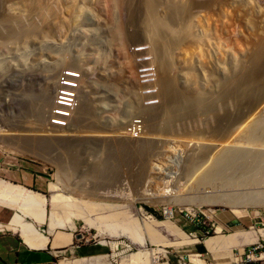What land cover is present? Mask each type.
<instances>
[{
  "label": "rangeland",
  "instance_id": "rangeland-1",
  "mask_svg": "<svg viewBox=\"0 0 264 264\" xmlns=\"http://www.w3.org/2000/svg\"><path fill=\"white\" fill-rule=\"evenodd\" d=\"M143 54L153 97L138 82ZM68 69L80 89L62 133L24 115L21 96L45 90L54 100ZM133 120L139 132L128 130ZM9 121L35 135H10ZM0 131V158L58 188L44 194L45 215L73 228L76 251L50 264L230 263L256 243L264 208L238 216L206 199L243 189L264 198V176L253 173L264 169V0H0ZM213 237L227 242L222 253L198 249Z\"/></svg>",
  "mask_w": 264,
  "mask_h": 264
},
{
  "label": "crops",
  "instance_id": "crops-1",
  "mask_svg": "<svg viewBox=\"0 0 264 264\" xmlns=\"http://www.w3.org/2000/svg\"><path fill=\"white\" fill-rule=\"evenodd\" d=\"M23 166L22 162L8 164L0 158V264H50L58 257L74 258L76 251L73 245L74 237L68 235L69 230L73 228H59L65 224L55 217L53 212L50 218L45 215L46 202H43V198H45L44 194H48L47 191L50 192L51 189L48 184H43L40 174L31 169H24ZM10 167L13 168L10 169ZM36 196L41 197L38 200ZM45 217L47 230L41 231L45 234L42 235L38 231ZM219 231L221 228L217 225L216 232ZM257 233V235L254 234L253 242L264 238V229ZM229 236L232 238L235 233ZM235 239L240 245L242 238L235 237ZM224 243L227 242L213 237L205 241L204 247L206 246L215 255L224 251L226 248ZM261 255L264 256V243ZM227 260L217 259L215 262L226 264ZM222 261L226 263H221ZM75 264L81 263L76 261Z\"/></svg>",
  "mask_w": 264,
  "mask_h": 264
},
{
  "label": "bare ground",
  "instance_id": "bare-ground-1",
  "mask_svg": "<svg viewBox=\"0 0 264 264\" xmlns=\"http://www.w3.org/2000/svg\"><path fill=\"white\" fill-rule=\"evenodd\" d=\"M173 17V15H170V18H172ZM169 18V19H170ZM172 20V19H171ZM161 21V20H160ZM163 22V21H162ZM162 22H160V24L162 23ZM160 26V25H159ZM158 26V27H159ZM167 26H168V24H167ZM170 26V25H169ZM161 27V26H160ZM163 27L165 28L166 26L163 24ZM163 28V29H164ZM154 29V28H153ZM168 29V28H167ZM157 30V29H156ZM157 33V32H156ZM168 36V35H167ZM166 36V37H167ZM163 64V63H162ZM52 71H54V69L52 70ZM166 76V75H165ZM52 77L53 78H55V74H53L52 75ZM163 79V77L161 78V80ZM168 80V79H167ZM164 83L161 85V87H162V89H163V91H164V93H161L162 95H163V98H164V96H166V95H164V94H168L169 96H170V89H169V87L170 86H168V81H166V77H165V80L163 79L162 80ZM162 81H160V83H162ZM168 83V84H167ZM162 91V90H161ZM172 96H173V94H172ZM171 96V97H172ZM53 97L55 98V99H57L56 98V95L54 96L53 95ZM168 98H170V97H165V101H167V103H168ZM21 99H22V101H21V104H22V108H21V111L23 112V114L24 115H30L31 117H34V120L35 121H37V123H41V122H43L44 120H45V117H47V116H50V113H49V111H48V114H47V107L49 106V104H50V102H51V91L49 92H45V90L44 91H42V90H39V92L38 93H31V94H29V93H24V94H22V96H21ZM54 99V100H55ZM167 99V100H166ZM163 100V101H164ZM170 100V99H169ZM172 100V99H171ZM170 100V102H172V101H174V100H172L171 101ZM165 101L163 102L164 103V105H168V104H165ZM179 102V101H178ZM184 102V101H183ZM174 103V102H173ZM172 103V104H173ZM171 104V103H170ZM169 106V105H168ZM173 106V105H172ZM171 106V107H172ZM165 108V107H164ZM20 110V109H19ZM78 112V111H77ZM168 112H169V109L166 107L165 109H164V111H162V113H161V116H163V115H168ZM76 115V114H75ZM161 116L160 115H158V117H160L161 118ZM152 117V116H151ZM157 119V118H156ZM167 119V118H166ZM160 120V119H159ZM165 120V119H164ZM20 123V122H19ZM4 127H8V129H9V131H11V134L10 135H16V134H20V133H25V132H33V134H34V130H32V129H22V128H20V126L17 124V122L16 121H9V122H7V123H3L2 124ZM48 126V125H47ZM69 127H70V125H69ZM48 129H50V130H53V131H57V129L55 130V128L54 127H51V126H48ZM71 129V128H70ZM3 130V129H2ZM60 131H66V132H62V133H68L67 132V130L66 129H64V130H60ZM1 132V131H0ZM36 132H38V131H36ZM58 132V131H57ZM2 134V133H1ZM32 134V135H33ZM3 135H5L4 134V132H3ZM9 135V134H8ZM35 135V134H34ZM36 135H40V133L38 132V133H36ZM42 137H45V136H47V135H41ZM69 136V135H68ZM3 142H8V141H10V139H4V140H2ZM39 143H40V145L41 146H44L46 149H47V151H48V148L50 147V144H49V140H47V139H43V138H40V140H39ZM125 144H127V143H125ZM118 145H120V144H117V146ZM125 146V145H124ZM128 147H130L129 145H127ZM120 147V146H119ZM123 147V146H122ZM131 148V147H130ZM129 148V149H130ZM41 149H42V147H41ZM225 151V150H224ZM221 152V151H220ZM49 153V152H48ZM222 153V152H221ZM227 153V152H226ZM237 155V154H236ZM264 159V158H263ZM193 163V162H192ZM194 165H190V167H193ZM188 167H189V165H188ZM248 167V166H247ZM98 169H99V167H98V164H96V166H94V168H93V170H95L94 171V173L95 172H97L98 171ZM259 169H257V170H255L253 173L255 174V177L258 175V173H260V174H262V176H264V169H261L262 171L261 172H259L258 171ZM67 172V171H66ZM257 173V174H256ZM91 174V173H90ZM255 177H253L254 178V180L253 181H255ZM252 180V179H251ZM250 180V181H251ZM259 181H258V183L260 182H262L260 179H258ZM257 182V181H256ZM255 182V183H256ZM259 183V184H260ZM262 184V183H261ZM256 186H258V185H256ZM262 186V185H261ZM263 187V186H262ZM264 188V187H263ZM50 189L52 190V191H57V186H55V185H51V187H50ZM235 190V189H234ZM244 190V189H243ZM240 191L239 193H233V194H226V193H221V195H216L215 197H217V198H215L214 196V198H209V199H206L208 202H210L211 204H217V203H221L223 206H226V207H230V208H232L233 209V212L236 214V215H238V216H240V215H242V213H243V211L244 210H241L242 208H247V207H263L264 208V198H262L260 195H259V193H262V192H260V191H253V192H251V191ZM261 190V189H260ZM62 196V195H61ZM36 197H38V200H39V197H41V196H36ZM43 198V197H42ZM42 198H41V200H42ZM62 198V197H61ZM66 198V197H65ZM37 199V198H36ZM44 200H45V198H43ZM59 199H60V195L59 194H54V195H52V202L56 205V204H58L59 202H62V201H59ZM67 199V198H66ZM74 199V198H73ZM27 200H29V199H27ZM43 200V202H47V201H44ZM70 201H71V199H70ZM42 202V203H43ZM37 204V203H36ZM46 204V203H45ZM39 205V204H38ZM43 205H44V203H43ZM40 206V205H39ZM42 207V206H41ZM42 210V209H41ZM42 212V211H41ZM53 214L55 215V214H57V213H55V212H53ZM43 215V214H42ZM55 217H57V216H55ZM70 219V218H69ZM58 221V220H57ZM57 224H58V222H57ZM64 226V225H63ZM32 232V231H31ZM220 232V231H219ZM218 232V233H219ZM208 240V239H207ZM186 242H195V241H186ZM183 242H181V244H182ZM185 243V242H184ZM174 244V243H173ZM179 244V243H178ZM178 244H177V246H178ZM180 244V245H181ZM213 244V243H212ZM140 253V252H139ZM195 262V264H200V263H198L199 261H201V260H198V259H193V260H191V262ZM198 261V262H197ZM154 263V262H153Z\"/></svg>",
  "mask_w": 264,
  "mask_h": 264
},
{
  "label": "built area",
  "instance_id": "built-area-1",
  "mask_svg": "<svg viewBox=\"0 0 264 264\" xmlns=\"http://www.w3.org/2000/svg\"><path fill=\"white\" fill-rule=\"evenodd\" d=\"M140 67L137 69L138 81L140 84L146 85L148 88L144 91L145 96L153 97L156 94V90L153 87L154 72L149 63V57L141 56ZM79 73L75 71H62L56 80V86L54 91L55 100H53L50 108L49 125L56 129H64L68 124V119L71 117L76 107L77 90L79 88ZM155 99L145 101V105L156 104ZM129 131L139 132L141 129V123L139 121H133L129 127ZM261 249L260 244H256L248 248L242 253V258L239 259L237 264H253L259 260V254L257 251ZM158 264V263H152ZM169 264V263H161ZM177 264H183L181 261H177Z\"/></svg>",
  "mask_w": 264,
  "mask_h": 264
},
{
  "label": "clouds",
  "instance_id": "clouds-1",
  "mask_svg": "<svg viewBox=\"0 0 264 264\" xmlns=\"http://www.w3.org/2000/svg\"><path fill=\"white\" fill-rule=\"evenodd\" d=\"M135 51H138V52H140L141 51V49H137V50H135ZM141 56H145V54H143V55H141ZM149 60H151L150 59V57H149ZM149 63H150V65L152 66V68H153V72H154V82H155V79H156V76H155V69H154V66L151 64V62L149 61ZM63 70H61L59 73H58V76H59V74L62 72ZM66 71H70L69 69L68 70H66ZM75 72H78L79 73V71H77V70H74ZM79 77H80V73H79ZM57 80V79H56ZM139 82V81H138ZM79 83H80V79H79ZM140 84V83H139ZM55 86H56V81H55ZM79 87H80V85H79ZM153 87H155V84L153 83ZM79 89L80 88H78V90H77V97L79 96ZM54 91H55V87H54ZM159 91H158V88L156 89V95H157V93H158ZM52 103H53V100L51 101V104H50V108H51V106H52ZM76 103H78V100L76 99ZM156 104H157V102H156ZM143 105L144 106H147V105H145V103H143ZM77 107V106H76ZM76 107H75V109H76ZM74 109V110H75ZM73 113H74V111H73ZM73 113H72V115H71V117L69 118V121H68V124H67V126L64 128V129H67L68 128V126L70 125V121L72 120V117H73ZM46 118H48V121H47V124H46V126L47 125H49V116H47ZM134 121V120H133ZM132 121V122H133ZM136 121V120H135ZM131 122V123H132ZM130 123V124H131ZM129 124V125H130ZM50 126V125H49ZM64 129H57V130H64ZM55 130H56V128H55ZM42 195H43V193H42ZM74 237V236H73ZM75 238V237H74ZM263 240V238L262 239H260V240H258L256 243H253V244H248V245H245L246 246V248H245V246L242 248V251H241V253L239 254L238 253V257H237V259L236 260H234V261H232V262H230V263H227V264H237L238 262H239V259L240 258H242V253H244L248 248H250L251 246H253V245H256V244H260L261 245V249H259L258 251H257V253L259 254V260H257L256 262H254L253 264H263L264 263V256H262L261 255V253H262V250H263V245H262V241ZM201 247H202V249H204L205 250V247L203 246V245H201ZM198 253H201V252H199L198 251ZM197 255V258H199V256H201V255H198V254H196ZM195 255V256H196ZM184 264V263H183ZM205 264V263H204ZM209 264V263H208ZM210 264H215V263H210Z\"/></svg>",
  "mask_w": 264,
  "mask_h": 264
},
{
  "label": "trees",
  "instance_id": "trees-1",
  "mask_svg": "<svg viewBox=\"0 0 264 264\" xmlns=\"http://www.w3.org/2000/svg\"><path fill=\"white\" fill-rule=\"evenodd\" d=\"M146 210L151 211L150 209L146 208ZM198 249L202 250V247H198Z\"/></svg>",
  "mask_w": 264,
  "mask_h": 264
}]
</instances>
